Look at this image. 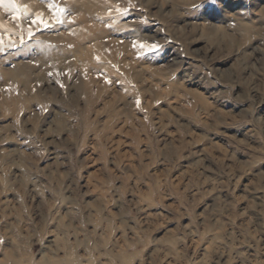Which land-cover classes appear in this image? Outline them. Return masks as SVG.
<instances>
[{
	"label": "rangeland",
	"instance_id": "obj_1",
	"mask_svg": "<svg viewBox=\"0 0 264 264\" xmlns=\"http://www.w3.org/2000/svg\"><path fill=\"white\" fill-rule=\"evenodd\" d=\"M79 1L0 53V264H264V0Z\"/></svg>",
	"mask_w": 264,
	"mask_h": 264
},
{
	"label": "snow or ice",
	"instance_id": "obj_2",
	"mask_svg": "<svg viewBox=\"0 0 264 264\" xmlns=\"http://www.w3.org/2000/svg\"><path fill=\"white\" fill-rule=\"evenodd\" d=\"M220 0H207L210 6H215ZM205 0H201V4L195 5L194 7H204ZM0 7H4L6 11L11 13L13 21H19L21 19L28 20L29 25L27 28H21L15 35L17 39H7L5 40L4 34L0 31V53H5L10 49L17 48L19 46L25 45L27 43L25 39V33L27 37L31 39L34 36L33 26L39 29H48L54 27L57 23H64L65 21L61 18L65 13V9L58 8L55 3H50V9H56L57 15H55L51 22L50 20L44 19L42 13L33 14L30 12L27 5H21L18 0H0ZM119 11V9H117ZM127 10H124L121 14H126ZM134 47H138L141 52L146 55H155L163 51V46L156 42H143L137 41L133 44ZM139 100H137V105H139Z\"/></svg>",
	"mask_w": 264,
	"mask_h": 264
},
{
	"label": "bare ground",
	"instance_id": "obj_3",
	"mask_svg": "<svg viewBox=\"0 0 264 264\" xmlns=\"http://www.w3.org/2000/svg\"><path fill=\"white\" fill-rule=\"evenodd\" d=\"M28 0H18V3L21 4V5H27L26 2ZM30 2L32 3V8L34 7H39L38 5L40 4L39 2H36V0H30ZM70 4H72L73 7L75 6H81L83 5L84 3L79 1V0H70L69 2ZM83 3V4H82ZM81 4V5H80ZM28 6V5H27ZM29 10H31L30 6H28Z\"/></svg>",
	"mask_w": 264,
	"mask_h": 264
}]
</instances>
